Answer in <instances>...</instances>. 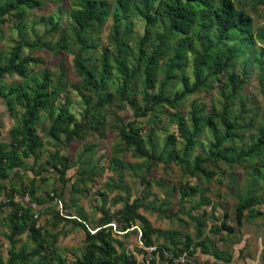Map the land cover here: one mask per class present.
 <instances>
[{
  "label": "rangeland",
  "instance_id": "1",
  "mask_svg": "<svg viewBox=\"0 0 264 264\" xmlns=\"http://www.w3.org/2000/svg\"><path fill=\"white\" fill-rule=\"evenodd\" d=\"M35 1V6L10 10L0 24V66L16 45L21 57L32 60L25 76L9 73L0 79V264H5L11 249L5 221L10 202L29 209L34 228L41 234L38 255L30 264L81 260L84 231L93 233L107 216L110 223L105 226H109L117 264L129 260L174 264L161 251L171 257L184 254L183 264H264V149L257 155L251 153L260 130L264 131V46L260 51L261 45L255 43L246 56L226 67L220 82L207 80L176 108L156 106L143 116L141 72L122 99L116 94L119 77L112 58L116 42L122 40L126 67L141 66L157 25L149 30L148 38L143 37L142 15L153 0H126L125 13L115 0H102L106 15L101 25H90L79 37L68 16L76 9L73 0ZM219 1L213 0V6ZM231 2L225 28L242 18L249 21L252 34L264 30L262 3ZM103 51L110 66L106 85L97 93L86 91L72 59L79 56L85 66L98 67ZM231 74L242 81L234 99H228ZM154 78L155 86L163 81V92L170 97L182 91L183 82L190 88L191 52H186L178 69L171 68L164 55ZM44 79L48 101L34 116L31 135L37 143L28 148L13 130ZM225 102V120L234 128L231 141L222 145L217 156L209 146L212 130L218 136L223 133L220 114ZM192 107L200 113V132L186 146L183 135L189 132ZM61 108L71 120L49 136V125ZM178 119L186 133L177 130ZM126 122L137 129L150 158L133 156L120 142L117 128ZM73 123H80L81 129L65 141ZM55 151L67 159L63 180L51 168ZM196 157L205 175L194 170ZM246 197L251 202L237 227L234 209ZM131 208L139 220L125 226L121 215ZM222 224L232 231L224 230ZM144 225L146 232H152L145 240ZM15 240L14 252L34 248L27 233ZM149 247L157 251L151 255Z\"/></svg>",
  "mask_w": 264,
  "mask_h": 264
},
{
  "label": "trees",
  "instance_id": "2",
  "mask_svg": "<svg viewBox=\"0 0 264 264\" xmlns=\"http://www.w3.org/2000/svg\"><path fill=\"white\" fill-rule=\"evenodd\" d=\"M264 5V0H258ZM76 9L69 13V18L74 25L75 36L79 37L90 25H101L105 11L103 10L102 0H73ZM117 8L121 13H125L128 8V1L115 0ZM37 5L35 0H0V24L3 17L10 10H17L19 7H31ZM233 7L231 0H220L216 6H213V0H153L152 4L142 15L144 22L143 37L148 38L149 30L156 24L155 31L152 35L151 49L142 61L141 66L134 69H128L122 59L121 45L122 40L115 44V55L112 58L114 70L119 77V86L116 94L125 99L127 89L134 76L141 72V101L143 109L141 114L147 115L152 112L154 107L176 108L179 103L184 101L188 96L197 92L204 87L207 80L210 82H220L222 73L232 61L246 56L253 47L258 43L262 50L264 46V30H258L251 33L250 23L248 20L236 18L233 25L225 28V19L229 9ZM116 32V31H115ZM191 52V76L193 85L189 88L183 82L182 91L175 93L172 97L163 92V81L155 86L154 71L157 62L166 55V61L171 68H180L184 61L187 51ZM32 60L20 56L19 45L14 46L4 66H0V79L9 73L16 74L20 77L25 76L27 67ZM74 71L80 79V85L89 92L97 93L106 85L109 75V63L107 54L103 51L99 57L98 67L85 66L79 56L72 59ZM232 74L228 79L231 85V93L228 99H234L235 94L241 87V80H234ZM226 99V101H228ZM47 95L45 92V79L41 81L38 89L32 94L29 103H26L21 113L20 125L14 129L16 139L21 138L23 145L28 148H34L36 142L32 138V126L34 116L38 110L47 104ZM226 102L223 105L220 114V122L223 127V133L218 136L212 130V140L209 151L212 154L219 153L220 148L226 142L231 141L233 125L225 120L227 109ZM200 113L194 107L189 112V132L184 134L186 146H190L194 138L200 132ZM71 118L65 114L64 108L58 110L56 116L51 121L48 129V135L52 136L53 132L67 126ZM81 129L80 123H73V129L65 137V141L71 140L77 130ZM177 130L180 133H186L183 129V123L178 119ZM117 136L126 149L132 151L133 156L138 158H150L142 148V141L137 129L131 122H126L117 128ZM63 143L62 141H60ZM264 149V131L260 130L259 136L252 145L251 153L257 155ZM201 159L196 157L193 168L202 175L205 171L200 166ZM0 164H3V158L0 156ZM51 168L57 174L60 180H63L64 174L68 168L67 159L55 151L51 156ZM251 199L246 197L238 202L234 209L235 225L239 227L242 221V213ZM11 209L6 217V226L8 229L7 240L11 245L8 250V257L5 264H30L31 259L38 255V247L41 242V234L34 228L29 209L19 204L10 202ZM121 218L125 226L139 220L135 209L124 210ZM110 218L107 216L101 220L100 225L96 227L93 233L84 231V243L86 244L81 260L72 264H117L115 251L111 247V238L109 236ZM72 223L83 227L81 223L70 220ZM221 227L231 232L232 229L224 226ZM143 240L147 239L152 232L145 231L143 228ZM27 233L29 240L34 248L29 252L19 250L14 252L12 247L15 244V238L18 235ZM178 254H182L178 252ZM174 254V255H178ZM190 250L187 255H191ZM97 260V261H96ZM134 260L128 262H118V264H134ZM148 264H153L149 262ZM170 264V263H169Z\"/></svg>",
  "mask_w": 264,
  "mask_h": 264
},
{
  "label": "built area",
  "instance_id": "3",
  "mask_svg": "<svg viewBox=\"0 0 264 264\" xmlns=\"http://www.w3.org/2000/svg\"><path fill=\"white\" fill-rule=\"evenodd\" d=\"M147 250L149 251V253L152 255L153 252L157 251L156 247H149L147 248ZM161 255L166 258L171 260L174 264H183L185 262V258H184V254L181 255H177V256H170L169 254H167L165 251H161L160 252ZM153 257V256H152ZM151 259V258H150ZM189 264H193V263H189Z\"/></svg>",
  "mask_w": 264,
  "mask_h": 264
},
{
  "label": "crops",
  "instance_id": "4",
  "mask_svg": "<svg viewBox=\"0 0 264 264\" xmlns=\"http://www.w3.org/2000/svg\"><path fill=\"white\" fill-rule=\"evenodd\" d=\"M215 263L219 264V262H215Z\"/></svg>",
  "mask_w": 264,
  "mask_h": 264
}]
</instances>
